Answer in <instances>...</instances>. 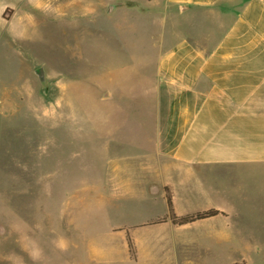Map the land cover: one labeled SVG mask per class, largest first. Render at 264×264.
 Instances as JSON below:
<instances>
[{"label":"crops","instance_id":"0c3cea01","mask_svg":"<svg viewBox=\"0 0 264 264\" xmlns=\"http://www.w3.org/2000/svg\"><path fill=\"white\" fill-rule=\"evenodd\" d=\"M75 2L116 27L141 25L157 44L153 68L98 95L112 108L99 116L112 155L91 184L119 218L111 229L130 236L129 258L192 264L193 252L264 250V238L248 234L242 220L253 213L236 205L261 199L264 211V186L231 177L235 169L243 178L264 172V0H0V46L14 44L19 57L18 43L31 41L35 22L48 24L50 9ZM61 122V137L48 131L49 139L75 137L70 116ZM135 139H143L139 151ZM211 208L218 213L176 221ZM103 249L95 245L94 256L102 260Z\"/></svg>","mask_w":264,"mask_h":264},{"label":"rangeland","instance_id":"374dc122","mask_svg":"<svg viewBox=\"0 0 264 264\" xmlns=\"http://www.w3.org/2000/svg\"><path fill=\"white\" fill-rule=\"evenodd\" d=\"M12 13L7 9L4 17ZM46 14L49 23L35 22L31 41L18 43L19 57L14 44L0 46V264H145L129 258L125 234L111 229L119 218L91 183L104 175L112 155L111 139H102L99 128V116L112 108L101 102L100 90L153 68L157 44L152 47L153 36L141 25L116 27L78 2ZM26 57L42 65L26 66ZM63 115L70 116L75 137L53 141L47 132L61 137ZM142 141L135 139V151ZM244 174L232 170V181L254 179L264 186V172ZM258 200L236 205L255 217L242 219L248 234L264 238ZM95 245H104L102 260L94 256ZM188 256L192 264H264V250Z\"/></svg>","mask_w":264,"mask_h":264},{"label":"trees","instance_id":"16d2710c","mask_svg":"<svg viewBox=\"0 0 264 264\" xmlns=\"http://www.w3.org/2000/svg\"><path fill=\"white\" fill-rule=\"evenodd\" d=\"M168 208H169V213L172 215V208H171V203H170V199L169 198H168ZM216 213H218V210L214 209V208H211V209H208V210L198 211V212H195V213H192V214L184 215V216L179 217L178 219H176V221H178L180 223H185V222L192 221V220H195V219H199V218H204V217H208V216H211V215H215ZM126 241H127L128 251L130 253V256H132L135 253V250H134L133 242H132V240H131L129 235L126 236Z\"/></svg>","mask_w":264,"mask_h":264}]
</instances>
